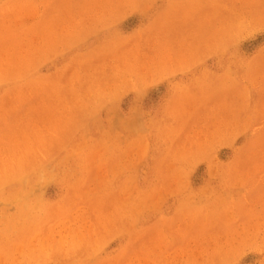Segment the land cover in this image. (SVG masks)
<instances>
[{
	"label": "rangeland",
	"instance_id": "rangeland-1",
	"mask_svg": "<svg viewBox=\"0 0 264 264\" xmlns=\"http://www.w3.org/2000/svg\"><path fill=\"white\" fill-rule=\"evenodd\" d=\"M0 264H264V0H0Z\"/></svg>",
	"mask_w": 264,
	"mask_h": 264
}]
</instances>
